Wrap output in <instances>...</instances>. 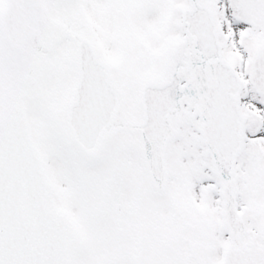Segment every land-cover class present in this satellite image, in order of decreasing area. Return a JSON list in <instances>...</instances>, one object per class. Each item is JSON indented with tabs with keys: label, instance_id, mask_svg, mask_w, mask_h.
I'll list each match as a JSON object with an SVG mask.
<instances>
[{
	"label": "snow or ice",
	"instance_id": "6c2138e0",
	"mask_svg": "<svg viewBox=\"0 0 264 264\" xmlns=\"http://www.w3.org/2000/svg\"><path fill=\"white\" fill-rule=\"evenodd\" d=\"M0 264H264V0H0Z\"/></svg>",
	"mask_w": 264,
	"mask_h": 264
}]
</instances>
